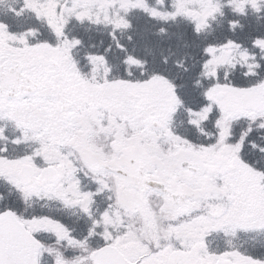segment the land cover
Returning a JSON list of instances; mask_svg holds the SVG:
<instances>
[{"label":"snow or ice","instance_id":"6c2138e0","mask_svg":"<svg viewBox=\"0 0 264 264\" xmlns=\"http://www.w3.org/2000/svg\"><path fill=\"white\" fill-rule=\"evenodd\" d=\"M0 264H264V0H0Z\"/></svg>","mask_w":264,"mask_h":264}]
</instances>
